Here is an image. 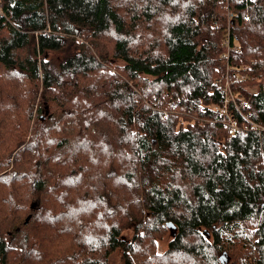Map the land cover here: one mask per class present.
<instances>
[{
  "label": "trees",
  "instance_id": "trees-1",
  "mask_svg": "<svg viewBox=\"0 0 264 264\" xmlns=\"http://www.w3.org/2000/svg\"><path fill=\"white\" fill-rule=\"evenodd\" d=\"M0 66V264H264V0H0Z\"/></svg>",
  "mask_w": 264,
  "mask_h": 264
},
{
  "label": "rangeland",
  "instance_id": "rangeland-1",
  "mask_svg": "<svg viewBox=\"0 0 264 264\" xmlns=\"http://www.w3.org/2000/svg\"><path fill=\"white\" fill-rule=\"evenodd\" d=\"M128 6H126V11H128V9H129ZM136 7H139V8H142L143 9L142 3L137 4ZM129 11H137V12H139L140 10L133 9V10H129ZM227 14H228V12H227ZM227 17H228V15H227ZM144 25H145V23L142 22L141 25H140V27L144 28ZM147 41H148V37H144V43H146ZM20 56H21V53H20ZM4 71H5V75H4L5 76V81H8L9 77L7 75V73H8L7 70H5V68H3V67L0 66V75H3V72ZM21 77L23 78L24 76H21ZM22 83H23V81H22ZM28 90L34 92V97L30 96L28 98V100H29V102H31L32 101V98H35L33 100L32 107H31L32 117L35 120V117L37 115L36 112L38 111L39 107H41V109H42L41 101L42 100L47 101V102L50 101L51 99H53L52 97L54 96V94L56 93V91L53 90V91H50L49 92L47 90H44V92L47 93V95L45 97V96H43V89H42L41 84H40V87L39 86H37V87H31V86H29L28 88L23 89V92H28ZM44 112L46 113V111H41L40 110V112H38V114L43 117V116L46 115V114H44ZM49 114L52 115V118H59L60 111L53 112V110L50 109ZM44 122L45 121L40 120L39 123L44 124ZM249 129H250V127H249ZM1 154L2 153L0 152V158H1ZM0 171H1V167H0ZM0 173H2V172H0ZM37 199H39V200L41 199L42 201H44L46 199L47 202L48 201L51 202V198L45 192H42V195L39 196V197H37ZM52 200H54L53 195H52ZM32 202H36L37 203L38 200H32L29 203L28 208H27V210L25 212H24L23 209H21V210L17 211L16 214L11 215L10 218L12 219V221L6 226V228L9 227V226H11V225H12V227H14V225L19 224L25 218L26 215H30L28 213L31 211L30 210V204ZM36 207L37 206L35 205L34 210L36 209ZM38 209H39V207H38ZM3 217H9V214L6 213V214H4ZM0 219H2V217H0ZM32 221H34V219H32ZM257 222L258 221H257V219L255 217H252V218L248 219L245 222V228L248 230V233L247 234L252 238L251 239V242H250L251 243V246H253L254 243H255V241H256L255 237L253 236V233H254L255 226H256ZM3 226H4L3 222H0V231L3 230ZM33 227H34V223H31L28 227L22 228L21 231L19 232V238L22 239V237H25L26 235H30L31 230H32ZM162 231H163V234L159 238H157V239L154 240L156 253H160L163 250H165L166 244L169 241V239L171 238V233H169V231L167 230L166 227ZM130 233H131L130 229H125V230L122 231V234L124 236H126V237H129L131 235ZM240 243H237L235 245V252H241V254H242V252L245 250V248H243L242 245L245 244V243L244 242H240ZM15 247H16V250L19 251L20 245L16 244V245H14V249H15ZM40 248H41V246H40ZM41 249L43 250V247ZM52 250L56 251V248H53L52 247ZM48 252L49 253H52L50 247L48 248ZM20 257L21 256L13 258L14 261H11L12 259H10L7 262V264H16V262H17L16 259H18V258L20 259ZM241 257L242 256H240V255H235L234 256V260L233 261L231 260V263L230 264H240ZM26 260H28V258ZM45 264H47V263H45ZM106 264H122V260H121V249H116L113 252H110L109 253V256L107 258Z\"/></svg>",
  "mask_w": 264,
  "mask_h": 264
},
{
  "label": "built area",
  "instance_id": "built-area-1",
  "mask_svg": "<svg viewBox=\"0 0 264 264\" xmlns=\"http://www.w3.org/2000/svg\"><path fill=\"white\" fill-rule=\"evenodd\" d=\"M228 17L231 16V14L228 12ZM217 82L218 87L220 88V92L224 95L223 103L220 106H215L214 109L218 110L220 113H225L227 110V104H231L233 107L237 108L240 112V117L248 124V127H250V130L257 131V130H263V127L259 125L258 123L249 120V113H243L242 109L246 108V101L241 100H235L231 94L230 91V83L228 78L225 76L223 80H215ZM214 82V83H215ZM228 126L230 128V131H234L237 127L236 120L234 118H230L228 121Z\"/></svg>",
  "mask_w": 264,
  "mask_h": 264
},
{
  "label": "water",
  "instance_id": "water-1",
  "mask_svg": "<svg viewBox=\"0 0 264 264\" xmlns=\"http://www.w3.org/2000/svg\"><path fill=\"white\" fill-rule=\"evenodd\" d=\"M35 205H36V202H32L31 204H30V209H34L35 208ZM29 217H30V215H27L25 218H24V223H26L27 222V220L29 219ZM167 227H169V229L172 227V224H170L169 222H167ZM219 258H220V261L221 262H225V260H226V258H225V255L222 253L220 256H219Z\"/></svg>",
  "mask_w": 264,
  "mask_h": 264
}]
</instances>
